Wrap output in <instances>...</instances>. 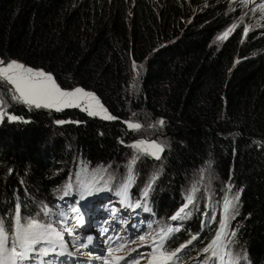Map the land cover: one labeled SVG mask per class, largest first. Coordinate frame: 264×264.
I'll return each mask as SVG.
<instances>
[{
  "label": "trees",
  "instance_id": "1",
  "mask_svg": "<svg viewBox=\"0 0 264 264\" xmlns=\"http://www.w3.org/2000/svg\"><path fill=\"white\" fill-rule=\"evenodd\" d=\"M205 1L0 0V58L51 74L62 90L93 93L116 117L16 108L22 119L0 125V217L10 220L17 201L25 217L41 206L53 212L63 203L75 206L84 171L110 169L113 180L104 178L99 187L107 182L109 190L101 193L120 196L126 182L112 170L131 160L122 122L144 112L164 121L169 147L161 161L152 160L164 163L154 192L143 198L146 186H129L132 205L148 216L140 225H151L153 234L180 227L169 249L197 235L180 255L183 264H203L225 198L239 193L228 247L240 264H264V24L256 20L245 40L241 27L219 43L245 10ZM131 60L146 63L137 96L129 90ZM197 181L208 186V206L200 196L186 219L172 221L183 207L181 192Z\"/></svg>",
  "mask_w": 264,
  "mask_h": 264
},
{
  "label": "snow or ice",
  "instance_id": "2",
  "mask_svg": "<svg viewBox=\"0 0 264 264\" xmlns=\"http://www.w3.org/2000/svg\"><path fill=\"white\" fill-rule=\"evenodd\" d=\"M249 0H241L242 4H247ZM259 9L264 12V4L259 6ZM237 25H232L222 36L218 39H225L230 32H232ZM248 28L243 29L244 35L248 33ZM0 81L11 85L8 89L11 99L17 103H23L31 108H46L61 111L69 107H81V102L86 101L87 107L83 110L87 111L89 116H101L106 120H113L116 117L107 113V110L100 104L98 98L93 94L86 92L82 88H76L72 91L62 90L55 82L51 74L45 73L42 70H33L16 61L4 64L0 61ZM7 104L2 97H0V122L5 117L10 121L21 120L22 118L11 115L7 112ZM27 123V121H22ZM57 123H65V121H57ZM129 129L138 131L142 128L139 123L126 122ZM159 126H163L164 121H157ZM152 127H155L153 125ZM138 153L150 155L155 159H160V154L164 151V146L156 141L139 140L131 145ZM135 157L132 163H135ZM155 177H153L154 182ZM131 183V178L127 183L121 185L118 194L123 198V202L129 203L128 189ZM99 181L93 179L91 181H81L78 185L79 200L76 201L75 206L70 208L73 215L72 219L76 225H83L84 214L81 211L80 201L86 200L88 197L98 194L99 192L109 190L107 189V182L105 187H98ZM151 187V182L148 188L145 189L143 195L147 197L148 190ZM73 189L71 182L64 186V195L67 196ZM197 189L193 188L192 192L186 197L187 203L170 219L172 221L186 219L190 213L186 211L189 205L194 203L195 192ZM240 196L235 194L231 199L225 198L223 202L224 220L221 222L220 231L217 232L214 239H212L206 247L202 250L206 258L203 264H240V257L234 255L230 249L228 236H235V232L229 233L227 230V221L234 215ZM129 206L139 208L142 205L137 203L134 206L129 203ZM145 211L149 209L145 208ZM44 217L59 216L62 219L59 223H65L68 219V212L58 211L53 212L47 206H41L40 212L33 216H22L21 204L17 201L10 216V220L6 217H0V264H55V257L58 256H73L75 253L67 251V243L64 240V232L69 235H74L73 229L65 227L63 231L58 230L53 226L52 222H44L40 219V215ZM7 215V214H6ZM151 228V225H148ZM107 231L106 229L104 230ZM180 227L176 226H162L153 234L152 232L139 235L136 239L130 242L120 236H116L115 240L109 236L107 239L115 243V241H122L116 244L115 247L109 246L106 249L107 255L93 256L91 252L83 253L89 260H101L102 264H120L121 261L125 264H140L141 260H145L146 264H183L181 253L192 245L194 241L199 239L197 235H193L188 241L180 244L175 249L166 247L168 240L174 233L179 232ZM86 243H80L79 237L73 241V246L76 252L81 249H87L92 244V237L86 238ZM138 247L129 248V243L137 244ZM150 247L151 251L148 253H139V247ZM59 249V250H58ZM127 250V251H126ZM126 252L125 255H115V253ZM132 253H138L137 256L132 257ZM53 257V259H49Z\"/></svg>",
  "mask_w": 264,
  "mask_h": 264
},
{
  "label": "rangeland",
  "instance_id": "3",
  "mask_svg": "<svg viewBox=\"0 0 264 264\" xmlns=\"http://www.w3.org/2000/svg\"><path fill=\"white\" fill-rule=\"evenodd\" d=\"M189 1V0H186ZM204 2V1H202ZM220 3H222L223 5H225L228 10L227 12L231 11V12H235L237 10H239V12H243L245 10V12L242 15H237L239 16V18L230 26H228L223 32H221L218 37L222 36L223 33H225L229 28L232 27V25H237V27L229 33V35L223 39L220 40L217 37V41L219 43H224L225 41H227L229 38H231L233 35H235L236 33H238L239 29L242 27L243 29L245 27H247L248 33L245 36L244 32H243V40H245L248 36V34L251 32V30L254 28V23L256 22V20H258L260 23L259 24H264V12H262L259 9V6L261 4H264V0H249V2L245 5L241 3V0H219ZM205 3H208V0L205 1ZM251 10V12H250ZM250 13V15H249ZM235 16V15H234ZM193 17V16H192ZM261 51H257L255 54L258 55L259 53H261ZM0 61H3L4 64H7L8 62L11 61H7L4 59L0 58ZM17 62V61H16ZM20 63V62H18ZM22 64V63H20ZM130 83H129V90H130V94L137 96L140 93V88H141V83H142V77L145 73V69H146V63H136L135 61L131 60L130 61ZM34 70V69H33ZM57 84V83H56ZM58 85V84H57ZM59 86V85H58ZM11 87V85H8L2 81H0V97H2L5 101L8 102L7 104V112L11 115H14L13 111L16 108H25L28 111H44V112H48V113H53V112H62L68 109H76L79 110L81 112H84L88 115L87 111L83 110V108L87 107V102L83 101L81 102V107H69V108H64L61 111H56L55 109H46V108H40V109H36V108H29L27 105H24L23 103H17L15 101H13L11 99V95L8 92V89ZM74 90V89H73ZM65 91H72V90H65ZM91 93V92H89ZM99 100V99H98ZM100 104L101 101L99 100ZM103 105V104H102ZM104 109H106L103 106ZM107 110V109H106ZM107 113L110 114L107 110ZM132 113V112H130ZM144 112H134L129 120L127 121H123V126L121 127V129L123 130V134L130 139V142L126 143V152L129 150L128 156L131 155V160L129 162H126L124 164H118L116 166V168H118V170H112V172H115L114 174L118 175V172H120L121 177H119V181L122 182H128L129 178H131V183L130 186L132 185H144L146 186V188H148L149 183L151 182V187L149 190H151L152 192H154L158 187L157 185L161 183V170L162 167L164 166V163H154L152 162V160L155 161H161L163 159V157L165 156V152H166V148L169 147V145L167 144L168 140L165 137L164 134H162V127H164V125L161 127L157 124V122L155 123L151 117H149L147 114H143ZM111 115V114H110ZM16 116V115H15ZM89 116V115H88ZM112 116V115H111ZM18 117V116H17ZM92 118H98L104 121H109V122H114L115 119L113 120H106L101 118V116H90ZM10 121L7 117H5V119L0 122V125L4 122V121ZM126 122H132V123H139L142 125V128L138 131H133L131 129L128 128L127 123ZM153 125H155V127H152ZM147 140V141H156L159 144H162L164 146V151L160 154V159H155L154 157L150 156V155H146L143 153H138L136 149L132 148L131 145L135 144L137 141L139 140ZM135 159V163L133 164V158ZM87 167V166H86ZM121 169V170H119ZM101 170V169H99ZM105 173H94V174H90L89 171H84L82 172L80 179L81 181H91L93 179L97 180V181H103L104 178L106 181H111L113 180L112 176L110 174H112L111 172H106V171H111L110 169H106L104 168L103 170ZM113 175V174H112ZM90 176V177H89ZM153 177H155L154 182L153 181ZM202 179V178H199ZM198 184H193L191 183L189 185V187L181 192V196L184 197V201L181 203V206H184L187 203V199L186 197L192 192L193 188L197 189L195 192V198H194V203L197 200V198H200V196L205 199V206H208L209 204V194L207 193V189L208 186L204 183V182H199L197 181ZM98 186V185H97ZM200 188V191H198V189ZM201 192V193H200ZM154 194V193H153ZM97 196H100V192L97 194ZM143 198L144 195H143ZM227 199H229V196L226 197ZM110 199H98L93 206L91 207V214H94V220H93V225L91 227L90 230H88L89 236H91L92 238H94L92 241L93 244H95L96 242L100 244V247L102 248H108L109 246L115 247L116 244L121 243V241H115V243H113L112 241H109L107 239V237L111 236L113 237V240H115L116 236H120L121 234H126V235H131V239H136L139 234L136 232V229H134V225L136 224L137 218H135V213L132 211V209H130L128 207V205L126 204V206L124 205V202H121V205H119L120 201H114ZM92 205V202L87 201L85 208L88 204ZM193 203V204H194ZM192 205V204H191ZM190 206V205H189ZM82 213L83 209H81ZM73 215L72 213H68V219L65 221V223L62 224L63 227H70L73 229V232L78 236V225H76L75 221L72 219ZM231 219L229 218L227 221V230L230 233V229L232 227L231 225ZM223 220H224V216H223ZM99 224H97V223ZM107 230L106 232L104 230ZM132 235H134L132 237ZM82 237H79V240H82ZM126 239V237L124 238ZM137 243L136 245H134L132 248H136L138 247ZM140 248H138V252L139 253H148L151 250L148 249L147 251L143 252L140 251ZM146 248V247H145ZM127 251V250H126ZM118 255H125L126 252H119L117 253ZM205 255V254H203ZM140 264H146L145 260H141Z\"/></svg>",
  "mask_w": 264,
  "mask_h": 264
}]
</instances>
